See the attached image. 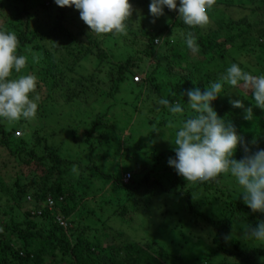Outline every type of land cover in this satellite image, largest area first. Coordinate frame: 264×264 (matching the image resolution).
I'll use <instances>...</instances> for the list:
<instances>
[{
    "label": "rangeland",
    "instance_id": "obj_1",
    "mask_svg": "<svg viewBox=\"0 0 264 264\" xmlns=\"http://www.w3.org/2000/svg\"><path fill=\"white\" fill-rule=\"evenodd\" d=\"M14 2V0H0V30H10L18 36L24 26L21 21L14 19L17 15ZM133 3L126 34L97 35L92 33L87 25L83 27L82 40L87 43L89 37H93L100 47L74 66L73 70L65 76L61 88L52 94L54 100L42 106L41 109H45L48 114L51 113V116L44 118L41 114V117L37 111L36 116L28 120L21 119L9 123L0 119V125H3L9 132L13 151L20 145L22 138H30L32 142H35L36 136L40 133L48 134L53 130L59 132V135L52 139V143L61 146V156L72 160L71 165L74 172H69L68 180L75 186L80 182L79 180L87 185L77 186L74 231L76 228L91 227L88 232L89 237H99L101 245H108L110 242L121 245L127 241L143 244L159 243L171 254L180 257L176 258V261L171 259L169 264H222L226 257L215 249L212 234L201 238L196 233L187 232L189 229L196 231L194 226H188L189 221L196 218V215L188 213L189 197L197 209L210 216L212 214L215 216L223 206H217L218 200L212 197L214 194L202 192V188L192 190L195 185L193 182H186V190L183 194L184 179L182 176L177 179L179 182L174 188L178 193L169 192L173 186L172 172L174 169L168 165L169 157L165 155L173 152L174 144L169 139L174 137L175 127L173 125L178 127L179 120L173 121L169 114L161 110L162 106L158 104L160 98L152 90L154 86L160 87L161 95L166 97L177 85H180L185 75L183 67L187 64L182 63V67L170 72L167 63L171 58V52L164 46V41L169 39L175 45V38L183 37L184 31L179 28L172 29L173 32L165 34V39L155 41L154 46L149 50L150 54H147L146 49L150 45L148 34L161 33L162 28L171 20V15L166 12L167 8H165L162 16L153 18L148 9L150 0H135ZM30 11L31 30L33 28L43 30L45 25L51 29L57 14L59 15L58 6L48 2L40 5L39 8L34 6ZM251 14L252 11L248 8L228 9L221 6L213 12L208 10V24L209 27L211 25L210 28H216L223 20V15L227 22L232 21L235 24L238 21L233 29V33L238 34L240 33V30L238 31L239 21L242 18L248 15L252 26L253 22L258 19L256 16L250 18ZM72 15L73 20L67 24L74 32H78L79 27L85 23L80 19L79 10L75 9ZM243 28L246 30L247 27L243 26ZM227 35L228 32H225L220 37V42L227 43L223 64L230 66L232 63H237L254 75L264 74V53L260 50L259 43L250 41L248 39L250 35L231 42L227 41ZM98 52L103 54L101 59L97 57ZM129 59H133V64L127 67L126 63ZM187 62L201 63V54L198 51L191 53ZM123 65L127 67L125 72L127 81L121 85L120 92L115 94L113 82L118 78L119 69ZM225 69L223 67L222 72H216L213 76L219 78L225 73ZM149 73H152L153 79L148 76ZM136 77L140 78V82L134 80ZM200 78L203 76L200 75ZM151 79L156 80L153 82ZM134 82L139 83L142 89L138 88L139 86L136 88ZM225 90L228 93L223 96L224 100L239 99L245 108L250 106L253 108L254 117L251 121L245 120L243 118L244 109L232 107L229 100L232 116L228 121L235 126L241 125V129L248 136L251 135L250 143L255 142L254 145L251 143L252 149L264 145V140L257 139L258 136L264 137V109L253 105L251 92L246 94L243 89H232L227 86ZM79 92H83L82 99H76L77 96L73 95ZM112 93L115 97L111 99ZM90 102L94 103L90 104ZM184 103V99H181V104ZM256 109L259 111L257 114L254 113ZM80 113H83V118H80ZM106 113L108 117L101 121L95 135V140L100 142V146L97 145L95 153L90 156L82 142L85 138V131L92 126L89 121L92 123ZM185 115H191L190 111ZM69 116H72L74 121V124L71 122L70 124L78 129L76 135L73 136L66 130V127L69 128ZM73 137H76L78 141H75ZM1 141L4 139L0 134ZM77 142L82 143L79 145ZM9 149L7 146L0 148V179L8 182L12 178L7 184L9 188L12 187L21 171H23L21 180L24 184L28 177L34 181L41 176V172L36 176L29 175L30 172L25 167V161L28 160L27 155L21 162L17 157L12 156ZM127 172L135 174L138 182L145 176L150 178H147L148 183L144 182L138 190L129 194L124 188L119 187L118 183L123 174ZM221 181L225 188L235 189L236 192L242 193V189L230 176L222 175ZM153 182H156L155 185H151ZM221 195L224 194L221 193ZM119 204L123 209L121 212L126 214L124 220L118 219ZM12 206H15L14 203L8 202L5 195L0 197V231L5 227H11L14 223L26 220L23 211L19 208L14 211L10 209ZM184 215L187 217L183 219ZM235 219L236 228L228 244L238 246L242 251L264 249V244L245 239L243 232L244 225L255 226L258 221L264 220V214L254 213L253 218L236 216ZM104 222L107 227H112L109 230L104 228L107 230L106 233L109 232L111 235L108 239L103 237L104 234L101 231ZM121 231L125 234L123 237L119 235ZM6 238L5 241L8 243L9 236ZM16 241L17 245L23 244V239L18 234ZM258 260L262 261L264 258Z\"/></svg>",
    "mask_w": 264,
    "mask_h": 264
},
{
    "label": "trees",
    "instance_id": "obj_2",
    "mask_svg": "<svg viewBox=\"0 0 264 264\" xmlns=\"http://www.w3.org/2000/svg\"><path fill=\"white\" fill-rule=\"evenodd\" d=\"M14 1L17 10V15H15L14 19L21 21V24L24 26L20 35L17 36L19 42L17 54L24 55L27 58V63L25 68L21 70V73L17 74L13 72L11 78H16L18 75L22 74H34L38 77V86L35 92L30 95H39L38 114L44 115V118L49 117L51 113L48 114L45 109H41L42 106L54 100L52 94L61 88L62 83L65 81V76L73 70L74 66L77 65L80 60L92 55L95 49L100 47V44L93 39V37H89L87 43L82 40L83 35L81 30L86 24L79 27L80 30L78 32H74L73 29L69 27L67 23L74 18L72 15L75 11L74 6L64 8L58 6L59 15L57 14L56 21L51 29H49L48 25H45L43 30L35 28L31 30L30 26L32 25V21L30 10L34 6L39 8L40 5H44L46 2L55 5L54 0ZM134 1L129 0V3L134 4ZM221 6L228 9L248 8L252 11L250 18L256 16L258 19L253 22L252 26V23H250L247 17L248 15L245 16L239 21L240 27H238V31L240 30V33L235 34L233 33V29H235L234 26L238 24V21H236V25L232 21L227 22L226 17L223 15V20L218 23L216 28H210L211 25L209 27L208 23L203 26L189 28L179 20V13L177 11L167 9L166 12L171 15V20L162 28V32L148 34L150 45L147 47L146 53L150 54L149 50L154 46V42L165 39V34L173 32L172 29L179 28L183 30L184 33L191 31L196 38V46L202 58V62L199 64L188 63L187 58L192 52L187 49L184 43V37H176L175 45H173V41L165 39L164 46L171 52V58L169 57L170 59L167 63L168 70L172 72L174 69L182 67V63H186L187 65L183 67V73L185 75L182 77L180 85H177L172 93H169L166 97L161 95L160 87H153L152 90L155 91L154 94L158 95V98H167L171 102L179 101L180 103L181 99H184V104H186L188 98L183 94L186 93L188 89L199 87L201 91H203L206 85L216 81L218 78L213 76L214 73L222 72L223 67L227 68L229 66L222 62L225 60V45L227 43L220 42V37L223 36L225 32H228L226 36L227 41L231 42H235L240 38L244 39L246 35H250L248 39L257 42V44L259 43L260 50L264 53V0H214L210 10L213 12L215 9H220ZM243 26L247 27L246 30H244ZM207 27L209 29H207ZM102 56L103 54L98 52L97 57L101 59ZM132 60L133 59H129L127 61V67L133 64ZM127 67L125 65L120 67L118 78L113 82L115 94L120 92L121 85L127 81L125 76ZM152 73H149L150 75L148 74V76L153 79ZM200 75L201 77L203 76V78H200ZM155 80L156 79L152 81L155 82ZM134 85L136 88L138 86V88H141L139 83L134 82ZM224 92V94L213 102L212 106L219 116L228 121L232 116V107L228 104L229 98L226 100L223 99V96H225L228 91L224 90ZM79 93L73 94L77 96L76 99L83 98V92ZM114 97V93H112L110 98L112 99ZM94 102H90V104ZM162 108L161 110L167 113V111ZM258 112L257 109L254 111L255 114ZM80 114V118H83V113ZM107 117L108 114L106 113L92 123L89 121V124L92 126L88 127L89 130L85 131V138L82 142L90 156L95 153L97 145L100 144V142L95 140L96 130L100 126L101 121ZM68 119L69 128L66 127V130L69 134L71 133L72 136L76 135L78 129L70 124V122H74L73 117L69 116ZM83 121L80 122L83 123ZM235 127L238 134L244 136L245 140L249 142V146H251V135L248 136L243 129H241V125ZM14 129L15 128H13V130ZM0 134L4 139V141L0 142V148L2 146H7L10 148L9 151L12 156L14 158L17 157L21 162L23 161V157L27 155L28 160L25 161V167L28 168L30 172L29 175L32 174L36 176L37 173L41 172V176H38L37 180L32 181L31 177H28L27 182L24 184L21 180V175L23 173V171H21L20 174L18 173L16 181H14L10 188L7 184L10 183L12 178H10L8 182H3L0 179V197L5 195L8 202L14 203L15 205L10 209L16 211V209L19 208L26 216L25 221L14 223L11 227H5L0 231V264H169L168 262L171 259L176 261V258H180L174 256V254H171L166 248L156 242L143 244L127 241L121 245L113 242H110L108 245H101L99 243V237H89L90 235L88 232L91 230V227L83 229L76 228L74 231V224L76 223L74 216L76 214V202L78 198L77 186L80 184L83 186L87 185L79 180L80 182L75 186L68 180V175L72 171L74 172L71 165L72 160L61 156V146L52 143V139L59 135V132L53 130L48 134L37 133L38 135L35 138V142H32L30 138H22L19 142L20 145L16 148L14 147V151L12 149L13 147L11 148L12 145L9 140V132L5 130L3 125H0ZM257 139L264 140V137L258 136ZM74 140L78 141L76 137ZM82 142H77V144ZM258 148H264V145ZM256 149L252 150L255 151ZM167 155L168 157H175L174 151L169 152L165 156ZM243 155L242 149L238 146L235 158L239 160ZM125 174H123V176ZM172 175L173 186L169 189V192L178 193L174 188L179 182L177 179L181 176H179L175 170H173ZM123 176L118 181L119 187L124 188L129 194L138 190L144 182L148 183L147 178H150L149 176H145L138 182L136 180V175L133 174L130 183L125 184L123 182ZM186 182L185 179L182 182L183 194L184 190H186ZM155 183L156 182H153L151 185H155ZM194 184L192 190L196 188L200 190V188H202V192L214 194L212 197L218 200L217 206H223V208L219 210L215 216L214 214L210 216L200 209H197L195 205L192 204L191 197H189L188 213L196 215V218L195 220L191 219L188 226H194L196 231H190L189 229L187 233H196L198 236H201V238H203L204 235L212 234V242L215 249H217L218 253L226 257V260L222 264H264V260H258L264 258V249L242 251L238 246L234 247L231 244L229 245V242L226 243L224 240L225 235L235 230L237 224L235 219L236 216L253 218L254 213L244 205L242 198H240L241 193L236 192L235 189L225 188V186L222 185L221 177L216 181ZM221 193L224 195H221ZM62 198L63 201L61 202L60 199ZM50 199L56 202L55 208L53 210H49L47 207L42 208V205L48 203ZM118 207V219L124 220L126 214L121 212L122 206L120 204ZM38 211H41V215L37 214ZM57 216L67 221V228L60 226L56 221ZM186 217L185 215L182 216L183 219ZM105 222L102 226L103 230L101 231L103 232L102 234L106 235H103V237L108 239L111 235L109 232L106 233V229L109 230L112 229V227H107ZM17 234L23 239V244L21 246L17 245ZM119 235L123 237L125 234L121 231ZM7 236H9V244L5 241ZM119 239H121L120 236ZM237 245H239V243H237Z\"/></svg>",
    "mask_w": 264,
    "mask_h": 264
},
{
    "label": "clouds",
    "instance_id": "obj_3",
    "mask_svg": "<svg viewBox=\"0 0 264 264\" xmlns=\"http://www.w3.org/2000/svg\"><path fill=\"white\" fill-rule=\"evenodd\" d=\"M214 0H150L149 14L159 18L164 9L175 10L179 20L189 28L206 25L209 22L208 10ZM61 7H75L80 19L97 35L126 34L132 14L129 0H54ZM187 49L196 53V38L193 32L182 33ZM18 38L15 32L0 30V119L9 123L34 118L38 111L39 95L32 96L38 86V77L21 73L27 58L17 54ZM251 92L255 107L264 109V74L254 75L239 64L232 63L216 81L205 86L189 89L188 102H171L160 98L158 104L167 111L173 121L179 120L174 137L175 157L168 158V165L187 182L204 183L216 181L226 174L234 179L242 189L240 198L253 213L264 214V148L255 151L244 136L238 134L235 125L218 115L213 102L224 94L225 87ZM231 106L244 109L243 118L251 121L253 108H245L239 99L230 100ZM190 111L191 115H185ZM252 145L255 142H251ZM238 146L244 155L235 158ZM131 173V172H129ZM244 238L264 244V220L255 226H243ZM232 233L224 236L226 243L232 240Z\"/></svg>",
    "mask_w": 264,
    "mask_h": 264
},
{
    "label": "built area",
    "instance_id": "obj_4",
    "mask_svg": "<svg viewBox=\"0 0 264 264\" xmlns=\"http://www.w3.org/2000/svg\"><path fill=\"white\" fill-rule=\"evenodd\" d=\"M134 80L136 82H140V78L139 77H136ZM132 178H133V174L132 173H126L123 176V182L125 184H128V183H130V181L132 180ZM60 201L62 202L63 201V198L60 199ZM55 204H56V202L54 200H51L50 199L48 201V203H45V204L42 205V208H46L47 207L49 210H53L55 208ZM37 214L38 215H41V211H38ZM56 221L60 224V226H62L64 228H67L68 227V223H67V221L64 218H62L60 216H57L56 217Z\"/></svg>",
    "mask_w": 264,
    "mask_h": 264
}]
</instances>
